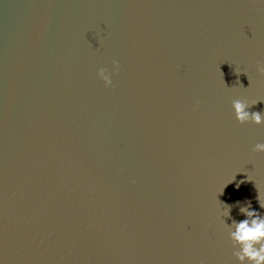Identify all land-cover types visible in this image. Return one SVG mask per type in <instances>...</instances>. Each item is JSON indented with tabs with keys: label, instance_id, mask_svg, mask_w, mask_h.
I'll use <instances>...</instances> for the list:
<instances>
[{
	"label": "water",
	"instance_id": "95a60500",
	"mask_svg": "<svg viewBox=\"0 0 264 264\" xmlns=\"http://www.w3.org/2000/svg\"><path fill=\"white\" fill-rule=\"evenodd\" d=\"M258 62L264 0H0V264H239Z\"/></svg>",
	"mask_w": 264,
	"mask_h": 264
},
{
	"label": "clouds",
	"instance_id": "9594fccd",
	"mask_svg": "<svg viewBox=\"0 0 264 264\" xmlns=\"http://www.w3.org/2000/svg\"><path fill=\"white\" fill-rule=\"evenodd\" d=\"M257 70L264 74V62H258ZM99 76L104 80L106 86L112 84V77L107 68H101ZM232 107L236 119L241 124L248 121L258 125L264 124V113L249 111L251 105L247 101L235 99L232 102ZM253 150L264 152V142L257 143ZM259 203L264 208V202L259 199ZM240 211L246 214L247 218L239 222L234 220L229 227V237L234 247H236L233 255L237 258L239 264H264V216L255 210H250V204L241 207Z\"/></svg>",
	"mask_w": 264,
	"mask_h": 264
}]
</instances>
